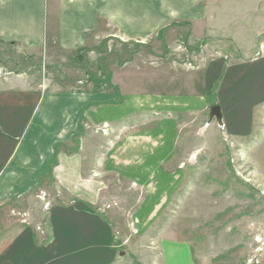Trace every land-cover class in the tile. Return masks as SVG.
I'll list each match as a JSON object with an SVG mask.
<instances>
[{"label":"rangeland","instance_id":"rangeland-1","mask_svg":"<svg viewBox=\"0 0 264 264\" xmlns=\"http://www.w3.org/2000/svg\"><path fill=\"white\" fill-rule=\"evenodd\" d=\"M128 1L105 0V17L96 14L89 47L52 52V63L9 43L11 36L0 38V77L26 73L46 89L78 92L108 91L116 83L122 95L144 101L153 92L176 105L183 97L191 102L165 166L175 176H150L149 199L134 181L106 176L98 182L117 226L113 257L105 264H264V95L247 116L228 92L239 74L256 75L264 66V0H132L130 14ZM53 3L43 4L50 18L61 8ZM207 97L210 107L221 105V123L209 118ZM111 128H95L113 134L107 145L117 136ZM54 189L43 184L34 198L0 202V264H67L63 256L81 260V246L103 248L101 229L89 228L90 241L74 253H65L66 235L49 250L44 241L53 229L41 226V210L50 209Z\"/></svg>","mask_w":264,"mask_h":264},{"label":"crops","instance_id":"crops-1","mask_svg":"<svg viewBox=\"0 0 264 264\" xmlns=\"http://www.w3.org/2000/svg\"><path fill=\"white\" fill-rule=\"evenodd\" d=\"M45 2L0 0V38L11 36L9 43L39 51L47 63L52 52L83 51L89 47V32L96 14L105 17V0H53L54 3L49 0L61 6L51 18L43 8ZM125 4L129 6V14L134 11L132 0ZM64 5L66 8H62ZM227 70L224 69L221 78ZM22 74L0 77V202L26 201L36 197L41 185H52L55 188L49 193L52 205L49 210H41V226L44 230L53 229L44 241L49 250L56 237H68L65 253L72 254L79 249L76 245L86 243L87 238L90 241L89 228L101 229L97 233L105 237L103 248L87 251L81 246L84 254L81 260L76 258L75 262L73 255L63 259L67 264H105L113 257L111 246L117 226L107 216L104 186L98 182H105L106 176L134 181L145 187L144 196L149 199L150 176H175L165 166L173 158L177 125L188 108L185 104L191 102L183 97L176 105L163 99V94L153 92L144 101L145 98L133 93L122 95L116 83L108 91L93 87L86 92L72 87L51 90L42 87L39 79L29 80L31 75ZM216 80L217 76L213 78ZM228 89L234 95L235 109H242V114L248 116L247 111L264 95V66L256 75L250 76L248 71L239 74ZM244 96L246 100L242 101ZM210 99H205L207 107ZM220 111L222 116V107ZM123 122L127 125L123 126ZM102 124L117 132L111 145L107 142L113 134L104 136L95 129ZM163 179L170 181L168 177ZM67 195L68 198H63ZM43 212H49L50 221ZM83 232L84 239L80 236ZM19 241L23 247L27 240ZM19 255L17 258L23 260L24 254Z\"/></svg>","mask_w":264,"mask_h":264},{"label":"water","instance_id":"water-1","mask_svg":"<svg viewBox=\"0 0 264 264\" xmlns=\"http://www.w3.org/2000/svg\"><path fill=\"white\" fill-rule=\"evenodd\" d=\"M209 118H214L218 123H221V111L218 104L212 105L209 109ZM122 254V253H121Z\"/></svg>","mask_w":264,"mask_h":264},{"label":"built area","instance_id":"built-area-1","mask_svg":"<svg viewBox=\"0 0 264 264\" xmlns=\"http://www.w3.org/2000/svg\"><path fill=\"white\" fill-rule=\"evenodd\" d=\"M102 132H104V131L102 130Z\"/></svg>","mask_w":264,"mask_h":264}]
</instances>
